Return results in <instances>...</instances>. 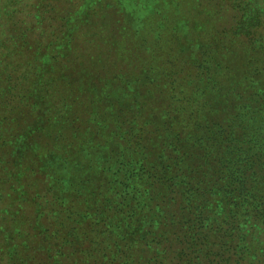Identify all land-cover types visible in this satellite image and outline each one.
I'll use <instances>...</instances> for the list:
<instances>
[{
    "label": "trees",
    "instance_id": "16d2710c",
    "mask_svg": "<svg viewBox=\"0 0 264 264\" xmlns=\"http://www.w3.org/2000/svg\"><path fill=\"white\" fill-rule=\"evenodd\" d=\"M103 1L0 0V264H264V0Z\"/></svg>",
    "mask_w": 264,
    "mask_h": 264
},
{
    "label": "rangeland",
    "instance_id": "374dc122",
    "mask_svg": "<svg viewBox=\"0 0 264 264\" xmlns=\"http://www.w3.org/2000/svg\"><path fill=\"white\" fill-rule=\"evenodd\" d=\"M93 1L94 0H89V3H92ZM118 1L121 2L120 3L121 7H123L125 10H127L128 14H130V12H131L133 14L134 13L137 14L138 17H141L145 12L144 8L138 7V4L135 2V0H118ZM117 3L118 2L114 3L111 0H104L103 2H100L97 5L95 4L94 6L99 10V14L92 21H90L91 22L90 26L87 25L89 27V29L88 28L86 29L87 30L86 33H90L93 36H94V34L96 35L99 32L103 33L105 30H106V33H111V31H112L114 33V35H115V33H118L117 29H120V28L116 26L117 23L115 22V20L117 21V18L114 16L115 10L113 11V8H114V6L117 5ZM87 9H88V7H85L83 9V11H86ZM102 14H104V16H105V18H103V19H101ZM83 17L89 19V17L87 15L83 16ZM95 21H97L99 24H95ZM127 23L129 24V26H130V24H132L129 22H127ZM135 25H136V23L132 24V26H135ZM139 28L140 27L138 24L136 30H138ZM132 34H133L132 37H134L137 34V32H134ZM113 37H115L116 39L119 40L122 36L118 35V36H113ZM100 38H104V37L102 36ZM83 44H84V42L83 43L80 42V46H78V47L79 48L83 47L84 46ZM85 46H88V44ZM94 51L97 52L99 50L95 49Z\"/></svg>",
    "mask_w": 264,
    "mask_h": 264
}]
</instances>
